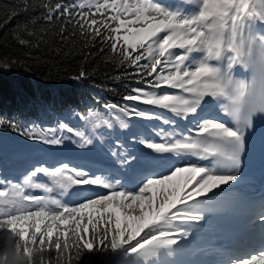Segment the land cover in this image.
<instances>
[{
    "label": "snow or ice",
    "instance_id": "snow-or-ice-1",
    "mask_svg": "<svg viewBox=\"0 0 264 264\" xmlns=\"http://www.w3.org/2000/svg\"><path fill=\"white\" fill-rule=\"evenodd\" d=\"M42 7L44 19L63 17L82 35L109 41L113 52L137 69L151 91L133 89L127 100L168 110L191 127L188 134L160 129L159 142L139 139L146 151L119 156L111 151L127 166V187L67 163L35 166L22 182L4 178L0 264H7L9 248L16 264H80L85 255L91 260L97 254L103 264H179L169 258L192 234L181 225L205 222L206 202L199 198L238 183L254 118L264 123V0H45ZM104 107L117 110L113 104ZM135 115L175 124L143 109ZM5 124L48 145L63 144L65 131L79 137L80 148L93 143L68 124L22 129L0 119V127ZM149 170L153 176L141 179ZM93 187L108 192L93 198ZM37 190L43 194H33ZM258 218L264 222V212ZM260 235L258 248L234 254L228 264H264V226Z\"/></svg>",
    "mask_w": 264,
    "mask_h": 264
},
{
    "label": "trees",
    "instance_id": "trees-1",
    "mask_svg": "<svg viewBox=\"0 0 264 264\" xmlns=\"http://www.w3.org/2000/svg\"><path fill=\"white\" fill-rule=\"evenodd\" d=\"M44 3L0 0V119L22 129L55 128L74 114L99 112L106 104L123 108L126 97L135 94L133 89L145 79L121 60L118 51L113 52L109 41L82 35L63 17L44 19ZM81 72L84 76L76 79ZM0 133L19 142L31 141L7 124ZM80 264L103 261L99 254L91 260L85 255Z\"/></svg>",
    "mask_w": 264,
    "mask_h": 264
},
{
    "label": "bare ground",
    "instance_id": "bare-ground-1",
    "mask_svg": "<svg viewBox=\"0 0 264 264\" xmlns=\"http://www.w3.org/2000/svg\"><path fill=\"white\" fill-rule=\"evenodd\" d=\"M143 109L148 113L173 119L175 120V124L166 125L162 119H153L152 121H148L147 119L144 124L137 123L130 135L132 138H127L126 134H124L123 139L119 140V143L117 141L118 139L116 140L117 142L115 141L116 143H111V151L115 150L118 156L125 150L130 154L136 153L137 151H146L145 146L140 145L138 140L143 138L159 142L162 139V137L157 135L160 129H164L165 132L169 133L184 131L185 134H188L186 129L190 128L191 125L181 118L174 117L168 110L150 105H144ZM221 118L230 119L223 114H221ZM75 142L70 143L72 148L69 150V153L57 154L54 150L51 160L39 158L33 166L43 165L44 167L53 168L60 161H64L70 163L71 166L82 167L85 170H97L98 174L105 175L109 179L115 177L122 185L127 187V166L121 164L117 156H112L111 152H107L103 148H100V150H92L90 146L80 148L78 147L79 143ZM120 144L123 146L122 149H120ZM129 145H131V148ZM185 159L194 163H208L207 161H197L194 157H187ZM177 162L183 165V159ZM26 165V162L16 166L14 165L9 169L10 172L5 174V177L14 182H22V175L20 173L27 167H31L30 164L28 166ZM149 175H153L152 170L143 172L140 178ZM263 178L264 123H261V119L259 118L254 144L252 148L246 147V152L242 156L238 183L231 187L227 185L222 186L223 191L216 189L213 193H209L208 196L199 198L206 202L205 208L207 210L204 212L206 221L181 225L182 227L191 229L192 234L186 240H181V251L176 256L169 258V260L179 261V264H226L228 256H232L233 258V255L236 253L244 250L252 251L254 248H258L250 243V245L243 249L241 248L243 247L242 244L237 240V233L240 229L238 230L237 228L238 222L235 218L238 214L247 212V206L244 202H239L234 198L238 195L248 193L251 187L260 186L258 184H260L259 182ZM39 179L45 180V177L40 176ZM0 183L3 182L0 181ZM107 192L108 190L106 189L93 187L89 194ZM33 194L39 195L43 193L37 190Z\"/></svg>",
    "mask_w": 264,
    "mask_h": 264
},
{
    "label": "rangeland",
    "instance_id": "rangeland-1",
    "mask_svg": "<svg viewBox=\"0 0 264 264\" xmlns=\"http://www.w3.org/2000/svg\"><path fill=\"white\" fill-rule=\"evenodd\" d=\"M139 88L147 89L151 91V89L148 88L146 82H144ZM167 91L171 93L174 92L175 90H167ZM144 105L145 104L138 101L127 100L125 106L123 107L128 109L127 114L119 112L118 109L116 111H110L109 109L106 108L100 110L99 112H91L94 113L95 115L89 117L88 119H85V117L88 116L89 114H87L86 116L74 114L70 118H67L65 121L60 122L58 126L55 128L39 127L37 129L38 130L58 129L60 125L68 124L70 127H73L74 129L84 132L87 137H90L92 139L93 143L89 145L92 150L95 149L100 150V148H103L105 151L111 152V148H112L111 143H116L117 141L119 143V140L123 139L124 134H126L127 138H132V136L130 135L132 134V131L134 127L137 125V123H141V124L145 123V120L147 119L137 117L135 115V110L143 109ZM149 114L154 115L153 113H149ZM116 117L123 119L124 122L128 125V127L127 128L122 127L120 125L119 120L116 119ZM152 120L153 119H148V121H152ZM104 121H108L111 126L109 127V124L104 123ZM63 135L65 137L63 144L48 145L39 140L19 142L0 133V157L2 158V164L0 165V181L1 182L4 181V178H6L5 174L9 173L10 172L9 169L13 167L14 162L12 160H14V158H18V156H20L21 154H32L33 152H37L40 150L46 152L50 149H55V148L56 150L54 152H56L58 149L60 151L57 154L69 153V150L72 148L70 143H73L75 141H76L75 143H79V137H76L73 134H69L66 131L64 132ZM68 137L71 138L68 139ZM129 147L131 148V145H129ZM122 148L123 146L120 144V149ZM5 161L11 162L8 163V167H5ZM63 163H67L69 164L70 167H72L70 163L64 161H60L54 167H59ZM35 166H43V165H35ZM35 166L33 165L31 167L29 166L27 167L28 169L26 168L22 173H20V175H22L21 180H23L24 175ZM152 176L153 175L151 176L149 175L148 177H152ZM98 194H106V193H98ZM90 195H93V198L95 196V194H90ZM231 259L232 256H228V261H226V264H228V262Z\"/></svg>",
    "mask_w": 264,
    "mask_h": 264
},
{
    "label": "clouds",
    "instance_id": "clouds-1",
    "mask_svg": "<svg viewBox=\"0 0 264 264\" xmlns=\"http://www.w3.org/2000/svg\"><path fill=\"white\" fill-rule=\"evenodd\" d=\"M7 264H16V261L14 259V253L11 250V248H9V250H8V261H7Z\"/></svg>",
    "mask_w": 264,
    "mask_h": 264
}]
</instances>
